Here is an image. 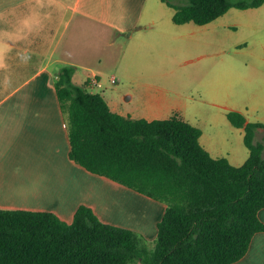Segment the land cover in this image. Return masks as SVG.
<instances>
[{
  "label": "crops",
  "instance_id": "1",
  "mask_svg": "<svg viewBox=\"0 0 264 264\" xmlns=\"http://www.w3.org/2000/svg\"><path fill=\"white\" fill-rule=\"evenodd\" d=\"M163 2L0 0V208L51 211L70 222L77 207L86 205L101 221L130 228L154 241L165 204L69 158L66 115L53 82L64 64L75 66L73 82L79 69L87 72L84 81L91 77L100 81L102 67L115 63L124 49L122 92L126 102L135 103L119 111L105 98L110 108L148 120L181 113L185 96L181 92L170 95L158 84L164 76V59L170 61L176 51L180 66L197 60L210 64L211 53L195 54L190 43L193 47L199 34L210 27L224 26L222 16L229 10L205 24H177L172 21L174 9L167 11ZM242 10L238 23L251 32L264 33V3ZM257 44L263 51L256 54L262 65L247 80L251 92L239 89L227 95L225 43L215 53L223 73L219 85L224 88L219 89V97H212V103L223 106L226 113L264 110V38ZM230 65H235L238 74L242 72L238 63ZM115 77L111 78L117 82ZM237 128L243 142L244 130ZM262 134L260 128L255 141ZM199 141L212 156H224L234 165L248 156L243 150L238 155L222 151L213 138L202 140V130ZM258 215L264 222V207ZM230 264H264V231L255 233L247 252Z\"/></svg>",
  "mask_w": 264,
  "mask_h": 264
},
{
  "label": "trees",
  "instance_id": "2",
  "mask_svg": "<svg viewBox=\"0 0 264 264\" xmlns=\"http://www.w3.org/2000/svg\"><path fill=\"white\" fill-rule=\"evenodd\" d=\"M172 21L208 23L230 8L258 7L264 0H186ZM75 66L62 65L53 82L66 115L69 158L165 204L154 247L138 232L101 221L80 205L66 222L51 211L0 208V264H230L264 231V123L237 110L227 119L244 130L248 156L239 165L212 156L201 129L173 113L132 118L113 111L89 80L72 81ZM262 128L261 140L255 141Z\"/></svg>",
  "mask_w": 264,
  "mask_h": 264
},
{
  "label": "rangeland",
  "instance_id": "3",
  "mask_svg": "<svg viewBox=\"0 0 264 264\" xmlns=\"http://www.w3.org/2000/svg\"><path fill=\"white\" fill-rule=\"evenodd\" d=\"M170 1L176 4L186 2V0ZM162 7L167 11H173V8L166 2L162 3ZM244 11L237 8L229 9L222 16L225 21L224 26L210 27L199 34L193 47L190 43V50L193 49L195 54L199 52L211 53L210 64L197 60L193 64L180 66L178 64L179 52L172 51L170 61L167 58L164 59V76L161 81H158V84L170 95L181 92L185 96L186 106L179 114L202 130V140L213 138L219 149L222 151L229 150L236 155L241 150L248 154L247 148L242 142L240 130L229 122L223 106H216L212 103V97L214 95V97H219L221 95L219 89L224 88L223 84L219 85L220 82H223V73L218 63L219 59L215 55L220 45L223 48L225 43L227 48L225 56L227 59V95H234L239 89L251 92V84L247 80L252 76L254 77V75L256 76L262 65L256 54L263 52L258 49L257 40L264 38V33L251 32L238 23L240 17L237 14L244 13ZM231 62L238 63L237 67L242 70L240 74H238L235 65H230ZM124 63V49H121L115 63H108L102 67L99 81L101 86L88 88L89 91L101 93L104 98L111 101L113 106L116 105L119 111H123L135 103V101L131 104L126 102L122 92ZM86 73L85 69H79L77 76L74 78L75 84H82ZM112 76L117 77V82H111ZM261 108L257 107L256 110H250L249 113H245L246 117L250 120L262 121L264 110ZM172 114L170 113L168 117ZM154 244L155 242L152 241L148 243V246L153 248ZM131 264H138V262ZM139 264L141 263L139 262Z\"/></svg>",
  "mask_w": 264,
  "mask_h": 264
},
{
  "label": "built area",
  "instance_id": "4",
  "mask_svg": "<svg viewBox=\"0 0 264 264\" xmlns=\"http://www.w3.org/2000/svg\"><path fill=\"white\" fill-rule=\"evenodd\" d=\"M88 80H89L88 88H92L93 86H101V83L95 77L88 78ZM111 81L114 82L115 79L114 78H111Z\"/></svg>",
  "mask_w": 264,
  "mask_h": 264
}]
</instances>
